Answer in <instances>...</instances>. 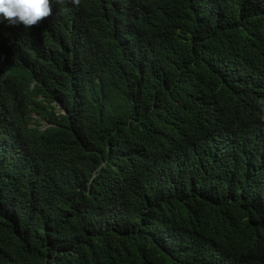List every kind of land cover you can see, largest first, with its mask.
<instances>
[{"label":"trees","instance_id":"trees-1","mask_svg":"<svg viewBox=\"0 0 264 264\" xmlns=\"http://www.w3.org/2000/svg\"><path fill=\"white\" fill-rule=\"evenodd\" d=\"M51 7L0 19V264H264V0Z\"/></svg>","mask_w":264,"mask_h":264},{"label":"clouds","instance_id":"clouds-1","mask_svg":"<svg viewBox=\"0 0 264 264\" xmlns=\"http://www.w3.org/2000/svg\"><path fill=\"white\" fill-rule=\"evenodd\" d=\"M52 13L51 0H0V19L26 29L38 25ZM33 120L35 115H31ZM44 127L49 125L42 121Z\"/></svg>","mask_w":264,"mask_h":264}]
</instances>
